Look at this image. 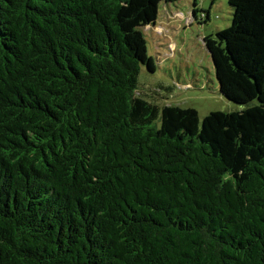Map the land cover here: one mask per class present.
Instances as JSON below:
<instances>
[{
	"label": "trees",
	"instance_id": "obj_1",
	"mask_svg": "<svg viewBox=\"0 0 264 264\" xmlns=\"http://www.w3.org/2000/svg\"><path fill=\"white\" fill-rule=\"evenodd\" d=\"M175 1L0 0V264H264V0L205 37L203 118L139 91Z\"/></svg>",
	"mask_w": 264,
	"mask_h": 264
},
{
	"label": "rangeland",
	"instance_id": "obj_2",
	"mask_svg": "<svg viewBox=\"0 0 264 264\" xmlns=\"http://www.w3.org/2000/svg\"><path fill=\"white\" fill-rule=\"evenodd\" d=\"M159 11L157 23L145 30L156 71L142 66L139 91L146 97L154 95L161 105L193 106L201 118L213 110L236 109L220 90L205 42L206 36L215 35L232 23L229 0L162 2Z\"/></svg>",
	"mask_w": 264,
	"mask_h": 264
},
{
	"label": "water",
	"instance_id": "obj_3",
	"mask_svg": "<svg viewBox=\"0 0 264 264\" xmlns=\"http://www.w3.org/2000/svg\"><path fill=\"white\" fill-rule=\"evenodd\" d=\"M214 62V61H213Z\"/></svg>",
	"mask_w": 264,
	"mask_h": 264
}]
</instances>
